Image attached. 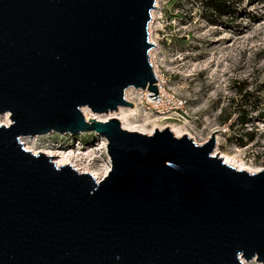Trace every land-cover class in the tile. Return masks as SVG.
I'll list each match as a JSON object with an SVG mask.
<instances>
[{"label": "water", "instance_id": "obj_1", "mask_svg": "<svg viewBox=\"0 0 264 264\" xmlns=\"http://www.w3.org/2000/svg\"><path fill=\"white\" fill-rule=\"evenodd\" d=\"M157 0H0V264H264V169L240 170L171 128L87 118L159 100ZM107 140L102 180L29 150L23 136Z\"/></svg>", "mask_w": 264, "mask_h": 264}, {"label": "rangeland", "instance_id": "obj_2", "mask_svg": "<svg viewBox=\"0 0 264 264\" xmlns=\"http://www.w3.org/2000/svg\"><path fill=\"white\" fill-rule=\"evenodd\" d=\"M230 4L231 13L214 21L204 0H157L152 30L150 24L156 46L151 51L166 90L165 105L154 107L146 92L133 91L130 97L139 105L135 117L150 119L147 129L176 124L198 140L221 130L216 149L260 171L264 169V0H230ZM235 108L250 110L252 123L242 126L235 116V121L222 124L220 118ZM21 140L27 148L30 144L39 150L93 149L95 167L111 163L103 137L95 133L50 132Z\"/></svg>", "mask_w": 264, "mask_h": 264}, {"label": "bare ground", "instance_id": "obj_3", "mask_svg": "<svg viewBox=\"0 0 264 264\" xmlns=\"http://www.w3.org/2000/svg\"><path fill=\"white\" fill-rule=\"evenodd\" d=\"M153 16L154 17L156 16L155 11L153 12ZM153 23H154V21L151 24V30L153 28ZM151 56H152V61L154 62V60H153L155 57L154 51H151ZM157 74H158L159 84L163 89L165 87L162 83V78L160 76L159 70H157ZM133 91L136 93L146 92L147 101L149 103H152V105L159 107L161 100L152 99L149 96V94H153V93L148 89L141 90V89H137V88H133V87L129 88L127 90V99L128 100H130V101L132 100V98L130 97V93ZM134 103H135V106L133 108L121 107L119 109V111H115L114 113L111 112V114H116L117 115L116 117H113L114 115H112L108 118H104V116H107L106 114L101 115L99 113L93 112L88 107L84 108V112H85V115L88 119L89 118H96V119H99L101 121H107V120H110L111 118H118L121 121V123L125 129L131 130V131H138V132H142V133H146V134H152L154 132V130L157 129L158 127L155 126L152 129H147L146 126L150 122V119L144 118L143 120H140V119L136 118L135 115L137 114V112L139 110V105L135 101H134ZM162 103H164V102H162ZM162 118H164V117H162ZM0 123L9 125L11 123L10 115L8 113L1 114L0 115ZM166 127L171 128L172 131L177 136H183L184 134L189 135L191 138L195 139V141L199 144H202L203 142H205L209 139V138H205L203 140H198L195 138V136L193 134H191L188 131H183V129L181 127L177 126L176 124L167 125ZM161 128L163 129V127H161ZM103 145L105 147H107V140L104 137H103ZM28 148L36 154H38L39 151H42L48 155L54 156L56 163L59 166L65 165V164H71L73 167H75L80 172L91 173L99 181L102 180L104 177H106L107 174L109 173V171L111 170V165H110L111 163L110 162L106 166L104 165V167H102V168H100V167L98 168V167H95L93 165L92 161L96 157V153L93 149H91V150L89 149L87 152H85V150H82L81 149L82 147L80 149L79 148H69L66 150H60V149H47V150L46 149H40L39 150V149H33L32 146H30V144H28ZM217 153H219V154H221V156H223V158L225 159V162H227L228 164H230L232 166H235L236 168H238L240 170L244 169V170H248L250 172H258L259 171V170L250 169L249 167L245 166L243 163L240 162V160L236 159L235 156L221 152L219 150V147L215 150V154H217Z\"/></svg>", "mask_w": 264, "mask_h": 264}, {"label": "trees", "instance_id": "obj_4", "mask_svg": "<svg viewBox=\"0 0 264 264\" xmlns=\"http://www.w3.org/2000/svg\"><path fill=\"white\" fill-rule=\"evenodd\" d=\"M204 7L211 13V17L213 19L216 18L214 21H218V19L220 20V17L223 14L231 13L230 0H204ZM238 91L240 92L241 90ZM249 113L250 110H248L247 108H235L226 117L222 116L220 118V121L222 124H228L231 120H234L233 117L238 116L237 118H235V120L238 121V123L242 124V126H244L246 124L252 123L253 117L250 118ZM230 126L233 127L234 124H231Z\"/></svg>", "mask_w": 264, "mask_h": 264}, {"label": "built area", "instance_id": "obj_5", "mask_svg": "<svg viewBox=\"0 0 264 264\" xmlns=\"http://www.w3.org/2000/svg\"><path fill=\"white\" fill-rule=\"evenodd\" d=\"M153 17H154V16H153ZM150 54H151V53H150ZM151 62H152V64H153V66H154L155 73H156L157 78H158V74H157L158 67H157V65H155L154 62L152 61V56H151ZM157 85H158V89H159L158 96L161 97V99H159V100H161V103H160L159 106H163V105H165V104L162 103V102H165V101H164V97H165V95H166V94H165L166 90H165V88L162 89V87L160 86V84H159V79H158ZM153 94H154V93H153ZM153 106H154V105H153ZM154 107H158V106H154Z\"/></svg>", "mask_w": 264, "mask_h": 264}]
</instances>
